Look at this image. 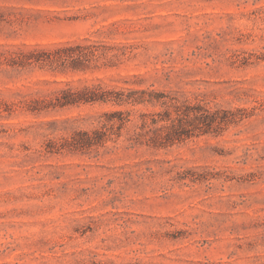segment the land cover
Here are the masks:
<instances>
[{"label": "rangeland", "instance_id": "rangeland-1", "mask_svg": "<svg viewBox=\"0 0 264 264\" xmlns=\"http://www.w3.org/2000/svg\"><path fill=\"white\" fill-rule=\"evenodd\" d=\"M197 107L218 134L153 145ZM0 264H264V0H0Z\"/></svg>", "mask_w": 264, "mask_h": 264}, {"label": "trees", "instance_id": "trees-1", "mask_svg": "<svg viewBox=\"0 0 264 264\" xmlns=\"http://www.w3.org/2000/svg\"><path fill=\"white\" fill-rule=\"evenodd\" d=\"M160 96H153L146 92L132 91L129 93L116 92V91H89L84 93H74L71 91L66 92L61 98L58 99V106L66 107L70 105H76L80 103H113L118 106L125 105H144L153 104L154 101H159ZM165 103H163L164 105ZM168 112H166L167 114ZM107 117V123L103 130H95L92 133L79 132L73 137V141L70 146L74 149L92 148L95 146L104 145L107 141L112 140L114 135H119V131L130 122V113H124L122 111H116L105 115ZM155 116V115H154ZM190 120H195L194 128L201 134L210 132L219 133L222 129L224 119H218L215 115H212L208 110L203 107L187 108L185 110L177 109V117L171 119L168 115L163 121H169L170 124L159 130L156 138H150L153 145L156 147H168L174 145L177 142L183 141L184 136L190 137L189 132L183 127L187 125ZM152 124H157V120L153 119ZM146 126V123L143 125ZM117 130V133H115ZM185 130V131H184Z\"/></svg>", "mask_w": 264, "mask_h": 264}]
</instances>
